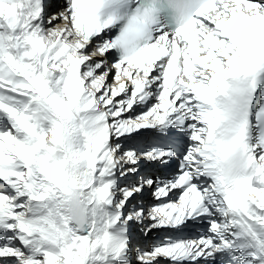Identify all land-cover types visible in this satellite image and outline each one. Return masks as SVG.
<instances>
[{"label": "snow or ice", "instance_id": "1", "mask_svg": "<svg viewBox=\"0 0 264 264\" xmlns=\"http://www.w3.org/2000/svg\"><path fill=\"white\" fill-rule=\"evenodd\" d=\"M0 264H264V0H0Z\"/></svg>", "mask_w": 264, "mask_h": 264}, {"label": "bare ground", "instance_id": "2", "mask_svg": "<svg viewBox=\"0 0 264 264\" xmlns=\"http://www.w3.org/2000/svg\"><path fill=\"white\" fill-rule=\"evenodd\" d=\"M138 239H139L140 242L143 243V244H147V243L149 242L148 239H147V238H144V237H139Z\"/></svg>", "mask_w": 264, "mask_h": 264}]
</instances>
